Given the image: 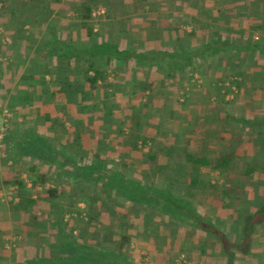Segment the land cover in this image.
<instances>
[{"label": "crops", "instance_id": "1", "mask_svg": "<svg viewBox=\"0 0 264 264\" xmlns=\"http://www.w3.org/2000/svg\"><path fill=\"white\" fill-rule=\"evenodd\" d=\"M44 1L47 9L42 7ZM27 4L17 3L16 12L37 20L31 32L33 43L24 47L18 43L15 49L36 63L16 70L17 79L14 84L7 83V98L5 103L0 102L2 110L9 109L12 130L0 141V191L18 184L14 178L20 169L22 177L23 170L35 164L47 173L54 171L52 158L44 159L45 153L52 151L79 159L84 165H95L100 158H106L112 163L108 168L113 169V161L118 164L119 157L126 153L121 147L122 139L137 135L148 141L142 148L144 154L157 147L163 148V155L170 153L160 161L159 170H164L161 181L167 169H177L183 176L189 174V169H198L192 181L178 177L175 182L178 187L192 182L197 189L191 195L202 203L197 211L224 225V231H236L244 213L264 205V52L256 49L264 47V35L257 43L251 40V32L257 24L264 26V18L250 20L249 24L254 25L248 30L240 28L241 19H235L236 23L213 18L189 21L182 18L183 10L177 4L172 12L165 2L153 3L154 18L145 22L158 26V31L146 36L144 30L136 28L140 35L129 41L130 53L143 54L147 64L130 60L122 66L98 54V66L108 73V84L98 81L93 88L84 81L81 66L74 61L60 65L56 53L63 45L78 46L80 51L86 46V34L72 19L75 13L54 0ZM194 7L191 9L195 11ZM131 20L126 22L140 25V20ZM197 25L211 27V32H196ZM120 34L110 33L93 43L106 41L124 46ZM154 61L157 66H152ZM3 115L0 113L1 126ZM11 136L15 140L11 141ZM8 154L11 160L2 162ZM188 156L210 165L192 166ZM221 156L233 160L223 171L211 167V161ZM124 159L129 170L142 167L144 179L149 178L152 162L136 166L130 156ZM64 168L75 167L65 164ZM17 197L19 203L20 192L10 198V203L14 204ZM43 198L41 209L39 205L33 208L37 223L30 220L31 210L11 211L9 203L0 199V264H86L81 258L74 261L71 257L70 248L60 239L62 233L69 234V228L63 229L55 222L56 215L45 208ZM254 240L251 256H239L234 264H264V224L257 227ZM194 246L197 258L190 264L229 263L219 252L211 253L219 249L214 241ZM160 260L161 264H171L169 259ZM133 262L145 264L137 256Z\"/></svg>", "mask_w": 264, "mask_h": 264}, {"label": "trees", "instance_id": "2", "mask_svg": "<svg viewBox=\"0 0 264 264\" xmlns=\"http://www.w3.org/2000/svg\"><path fill=\"white\" fill-rule=\"evenodd\" d=\"M23 1V0H22ZM27 5H30L33 0H24ZM123 0H54L55 4L57 5H64L66 7V10L73 11L75 15H71L72 19L77 21L79 31H83L87 36V41L85 42V47H82L80 51V48L73 47L72 45H63L62 48L59 49L58 52V58H59V64L60 65H69L71 61L75 62L76 66H81L84 70V81L89 84L91 87L95 88L98 81H102V84L104 86H107V76L108 73H106L104 70H100L97 62V55L101 54L109 60H113L116 63L118 62L122 66H127L128 63H130V60L136 61L138 65L140 64H147L146 60L143 56V54H132L130 53L129 49V41L130 37H128V30L126 29V26L129 30H131V25H129L127 21L131 20V18H127L128 16H124L125 13V2L127 0H124V3H122ZM146 1V2H145ZM157 1V2H156ZM224 1V2H223ZM261 4V6H258V4ZM12 0H0V8L5 11L6 14H9L11 12V8L16 10L17 3H11ZM44 1L42 7L45 9L48 8V3H45ZM145 2V5L150 6L154 5L155 3H167L168 4V10L174 12L171 8L175 9V5L177 4L178 8L183 10L182 18L190 20H195L196 18L201 19H216L218 21V18L226 19L228 20H235V19H243V16L245 17H251L249 14L242 13L240 11L241 9L245 8L251 9L249 5H252V8L254 10H257V17L264 16V0H215L214 2L211 0H143L142 3L139 4V6L144 7L143 3ZM222 2V3H221ZM76 4V5H74ZM102 5L106 9V13L104 18L107 19L105 21V28L102 29V31L95 32L94 31V12L97 9L98 5ZM117 5L118 7H116ZM158 7L160 5H157ZM192 6H195V11L191 9ZM116 8V9H115ZM162 8V7H161ZM260 8H262V11L260 12ZM164 9V8H162ZM13 10V11H14ZM179 11V10H178ZM169 12V11H168ZM197 16V17H196ZM255 17V18H257ZM154 18L153 16H147V18H142V20L139 21L141 27H143L141 30H144L142 33L146 36L155 35L158 31L159 27L151 25V23L145 22L146 19ZM18 24L13 27L9 24V21L6 18L3 17V15L0 16V26L4 27L6 34L10 36L13 39V46L12 48L8 49L7 47L3 46L1 44L0 39V102L5 103V99L7 98L8 89L5 88L7 83L14 84L17 79V71L20 67L29 66L31 67L36 63V61L33 60V58L28 57L25 53H21L15 49V47L18 45V43L21 46H25L28 43L31 45L33 42L31 41V32L33 26H36L37 20L31 19L30 15H25V13H19L18 14ZM219 19V21H220ZM253 21L252 18H249V20ZM112 20V21H111ZM150 20V19H149ZM187 21V20H185ZM138 23V22H137ZM254 23L249 24V28H253ZM25 26H29L31 28L30 33H26ZM123 26V29L121 30L120 27ZM169 28V27H168ZM194 28L202 32V33H209L211 32V27L208 28L204 27L202 25L194 26ZM53 33V29H50ZM104 31L106 33H104ZM115 31H121L123 33L122 39L125 40V45H117L112 44L108 42L104 43H93L95 40H102L106 36L109 35L111 32ZM143 35V36H144ZM28 38L21 39V38ZM20 39V41H19ZM31 42V43H30ZM100 42V41H99ZM260 52H264V47L258 46L256 47ZM45 60V58H44ZM46 59L45 61H47ZM151 60V59H150ZM33 64V65H32ZM45 64V65H44ZM156 61H154V64L152 66H157ZM42 66L46 67L47 63H41ZM171 76V75H170ZM1 87H3L1 89ZM79 91V89H76ZM3 104V103H2ZM2 107V106H1ZM4 107V106H3ZM2 107V108H3ZM2 108L0 109V112L3 111ZM122 139V138H121ZM122 149H125L126 153L123 154V156H130V162L136 161L137 159L143 158L145 161V164H149L150 160H152L153 164H149V172L148 175L151 177L150 184H147L146 179H136V178H130L128 175V172H131L129 170V164L124 161L123 166L125 169L120 170L118 167V164L113 161L114 168L109 169L108 166L111 165V162H108L109 159H102L100 158L98 162H96L95 165H91L90 163L87 165H84L83 163L80 164L79 159H71L67 156H64L62 153H53V151L45 155V158H49L53 160L55 165L53 166L55 169L54 171H50L47 173L46 171L39 170L38 165L35 164L31 167L25 168L23 173H26L28 177L32 180L34 185L38 184H45L48 182H51L53 184H56L55 180H52V175L56 174L57 172H60L58 170H61L60 167L65 166V164H72L75 168L73 169V176L72 178L74 180L77 179H83L85 175H89L90 173L94 174H100L104 178H96L94 181L101 182L102 188L105 192H107L108 195L113 194L116 199L120 198H127L129 201H131L134 205L138 204L140 205L139 208H134L135 211H143L145 210L148 215L149 219L153 218L154 215L158 217H162L163 220H166L172 225L177 224V226H186L187 228H190L193 230V232H190L189 235L196 239L197 235L196 232L199 231L203 234L201 237V241L203 243H211L212 241L216 242L219 249H213L211 250V253L219 252L223 257H226L229 261L228 264H234L236 258L239 256H246L250 257L251 253L253 252L255 237L257 235V227L264 224V205L260 206L258 209H254L251 212H248L242 221V224L240 225V228L236 231H224L223 228L219 227L217 225L216 220H214V223H209L208 226L211 227V230H208V227H206L207 221L205 220L204 216H202L201 213L197 211V209H194L192 203L199 202L198 200L193 201L192 199H195L196 196L189 197L188 201H183L182 199H178V197L175 196L176 193V185L175 181L178 177H185L182 174H179V171L177 169H167L163 174V178H168V183L165 181V185L163 187L158 188L155 184L160 180V175L163 172V170L160 169V161L163 158L171 156L170 153L167 155H163V148L157 147L155 149H150L147 154H144L142 151V148H144L145 144L148 141H142V138L140 136H130V139L127 140L125 138L122 139ZM143 142L142 146L140 147V143ZM130 149V153L128 150ZM56 154V155H54ZM39 158V157H37ZM162 158V159H161ZM43 160V159H41ZM125 160V159H124ZM45 161V160H44ZM201 162L198 159H195L193 156H188V163L192 166H207L210 165L207 163V161L202 160ZM232 158H228V156H221L217 161H211V167L220 169L223 171V169L229 164L231 166ZM56 165H59L56 166ZM61 165V166H60ZM120 165V164H119ZM136 165V164H135ZM120 166V167H121ZM139 166V165H136ZM141 171L145 172L142 167L140 168ZM129 170V171H127ZM198 170V169H197ZM188 170V173H190L188 178L192 179V174L197 175L198 171ZM227 172V171H226ZM18 174L14 178L17 183L20 184V176L22 174L21 169L17 172ZM56 178L62 182L60 185L56 184L57 189H50L47 191L46 194H44V198L42 195L35 201L31 198V194H27L25 191V186L20 184V194H21V201L17 203L16 208H13V210L21 211V212H27L28 210H31L32 218L30 220H33L34 223H37L38 217L36 216L35 210L33 208L37 209L39 205L45 202L46 209H51L50 212L52 214L54 213L55 222L59 224V226L63 229H67L69 227V224L63 223L64 221V214L71 212L72 208H74L75 204H69L66 202L58 201L57 198H61L62 192H64V188H70V199L75 198L79 201L87 202L88 205V211L92 210L96 202H98V199L101 200V202L105 201V196L101 195L102 191L98 193V183L89 184L86 183L81 187H76L74 185L69 186V177H66L62 174H58ZM64 178L67 182H64ZM71 178V179H72ZM194 178V177H193ZM193 180V179H192ZM163 181V182H164ZM15 184V183H14ZM62 186V187H59ZM192 188L196 187L192 184H190ZM92 187V188H91ZM89 188V189H88ZM97 192V193H96ZM68 198V197H67ZM109 197H106L108 199ZM68 198L67 200L70 201ZM66 200V199H65ZM116 201V200H115ZM197 201V202H196ZM59 202V203H58ZM192 202V203H191ZM69 204V205H66ZM98 204V203H97ZM103 207L107 209L112 210L113 208H116V203H102ZM98 206V205H97ZM96 206V207H97ZM94 209V208H93ZM139 209V210H138ZM44 210V209H43ZM45 213V211H43ZM91 217H96L92 216ZM212 218V217H211ZM152 221V219H151ZM61 223V224H60ZM143 223V221H142ZM216 223V224H215ZM221 224V223H219ZM90 225V224H89ZM221 226V225H220ZM224 226V225H223ZM107 229V231L103 232L106 233V240L105 243H102L101 247H97L95 245L92 246H83L82 244L78 243L76 239H70L68 235L64 236L62 233L60 235L61 241H64L65 244L70 248V255L71 257L75 258L74 261L77 259H80L81 262H86V264H135L133 262V257L130 255L128 250H124V247L127 245L130 247L131 245V235L129 233L122 235L119 240L116 239L113 236L112 229L109 227L103 228ZM63 231V230H62ZM196 231V232H195ZM95 232V231H94ZM92 234V235H89ZM87 233L85 235L86 242H94L93 240L97 237H100L99 234L94 233ZM96 235V236H95ZM94 238V239H92ZM200 239V238H199ZM211 242H209V241ZM97 242V241H96ZM95 244V243H94ZM186 248V247H185ZM187 249V248H186ZM206 250V249H204Z\"/></svg>", "mask_w": 264, "mask_h": 264}, {"label": "rangeland", "instance_id": "3", "mask_svg": "<svg viewBox=\"0 0 264 264\" xmlns=\"http://www.w3.org/2000/svg\"><path fill=\"white\" fill-rule=\"evenodd\" d=\"M24 1V0H23ZM211 1H215V0H211ZM217 1V0H216ZM15 2V0H12V4ZM22 2V0H17V3ZM143 0H127L125 3V13L124 16H128L127 18H131V19H135V20H142V18H146L147 16H151V7L145 5V2L143 3L144 7H140L139 4L142 3ZM157 2V1H156ZM224 2V1H223ZM122 3H124V0L122 1ZM155 3V2H153ZM222 3V2H221ZM57 4V3H56ZM259 6V1L258 3ZM116 7H118L117 5H115ZM245 8L241 9L240 11H242V13L245 14H249L251 17H243V19H241L242 24L240 26L244 27L245 29L248 28L249 30V18H255L257 17V10H254L252 8V5H249V7L251 9H247L246 6H244ZM66 8V7H65ZM157 8V7H156ZM155 8V9H156ZM11 8V12L9 14H6L5 11H3L0 8V16L3 15L4 18L7 17L9 24H16L18 22V13L16 12V10H14ZM262 11V8H260V12ZM106 13V9L100 4L98 5L97 9L94 12V29H98L99 31H102L103 28H105V21H107L106 18H104ZM31 16V15H30ZM259 18H264V16H258ZM237 20V19H236ZM236 20H233V22H235ZM112 21V20H111ZM132 21V20H131ZM219 21V18H218ZM225 21L224 19H220V22ZM237 22V21H236ZM235 22V23H236ZM214 26L216 27V25L214 24ZM256 29H254L251 33L253 34L252 36V41L254 43H257L261 36L264 35V26L257 24ZM136 28L138 29H142L143 27H141V25H137L135 23H132L131 25V30H129L126 26V29L129 31L128 37H130V40H132L135 36L140 35L139 32L137 30H135ZM120 29H123V26L120 27ZM25 31L26 33H30L31 32V28L29 26H25ZM116 32H120V36L123 37V33L121 31H115V32H111L116 33ZM104 33H106L104 31ZM110 34V33H109ZM0 39H1V44L5 47H7L8 49L12 48L13 46V39L8 36L6 34V31L4 29V27L0 26ZM111 40V39H110ZM9 92V89L7 90ZM234 93V92H233ZM2 107L0 106V109ZM9 109H3V111H1L0 113L3 115V119L4 122L2 124V126L0 125V141H3L6 134L10 133L12 130H10V126L11 123H9V119L11 118V114L9 116ZM2 123V121H1ZM5 135V136H4ZM4 136V137H3ZM15 140L14 136H11V141ZM143 141V138H142ZM253 141V139H252ZM141 145H143L141 143ZM14 150H19L16 149L15 146H13ZM23 151V150H20ZM19 151V155H21V152ZM23 153V152H22ZM31 155H33L34 153H29ZM47 154V153H45ZM23 155V154H22ZM17 156V153H16ZM12 155L5 156L2 162H9L11 160ZM124 158L123 155H121V157H119V161L118 163L121 165L122 163H124ZM15 160V159H13ZM163 160V159H162ZM144 162V159H137L136 160V165H142ZM150 162H153L152 160H150ZM59 167V165H56ZM61 166V165H60ZM123 166V164H122ZM120 167V170L125 169L124 167ZM61 170H58L60 172H57L58 174H62L66 177H69V179L67 181H69V186L74 185L76 187H81L86 183L89 184H94V183H98L99 181H94L96 178H104L102 175L100 174H94V173H90L89 175H85L83 179H71L73 176V170H65L64 166L60 167ZM129 171V170H127ZM164 171V170H163ZM129 173V172H128ZM144 172L141 171V169H137V170H132L129 173V177L130 178H136L139 180H144ZM56 174L52 175V180L56 181V184H61L62 182H60L56 176ZM190 175V173L184 177V179H190L192 181L191 178H188ZM193 177V174H192ZM182 178V177H181ZM166 180V183H168V178L166 179L165 177L163 178V181ZM64 178V182H67ZM147 184H150L151 181V177L149 176V178H146ZM158 181L155 185L158 188L163 187V185H165V181ZM101 182H99L98 185V193H100L101 191V195H103V197L105 196V203H116L117 206L116 208H113L112 210L107 209L105 207H103L101 200L98 199V202H96V204L94 205V209L92 208V210L88 211V205L87 202L84 201H79L78 199L75 198H71L70 199V188H64V192H62L61 194V198H57L58 201H62L66 202V203H73L75 204L74 208H72L71 212H68L66 214H64V217H66L68 220V222L64 221L63 223H67L69 224V238L70 239H76V241L80 244H82L83 246H92L95 245L97 247H101L102 243H105L106 240V233H103L104 231L106 232L107 229H103L106 227H109L112 229L113 232V236L119 240V238L124 235L129 233L131 235V245L129 246H125L124 250H128L130 255H132V257L134 258L135 256H137V258H139L143 263H156V264H161V260H168L171 261V264H190L191 261L194 258H197V252L198 250L195 249L197 244L203 243L201 241V237L203 236L202 233H198V231L196 232V239L191 237L189 235L190 232H193L192 229L187 228L186 226H177V224L172 225L169 222H167L166 220H163L162 217H158L156 215L153 216L152 221L151 219H149V215L148 213L143 210V211H135L134 208H139L140 205L136 204L134 205L131 201H129L127 198H120V199H116V197L113 194L108 195L107 192H105L104 189L107 188H102ZM20 184L24 185L25 191L26 193H30L32 190V194H31V198L33 200H37L42 194H46L48 190L50 189H57L56 184H53L51 182L45 183V184H38V185H34V183L32 182V180L28 177V175L25 173V175L22 177V174L20 176ZM20 184H16V185H11L8 188L5 189V191H0V199L4 202H8V206L9 209H11V211H13V208H16V205L18 203L19 198L17 197V200L15 201L14 204L10 203L11 200L10 198H14L15 193L20 192ZM176 193L175 196L178 197V199H182L183 201H188L189 197L191 196V193H193V189H197V187L192 188L190 185H186L183 186V184H181L180 187L177 186L176 182ZM62 187V186H59ZM183 187H185L183 189ZM92 188V187H91ZM89 189V188H88ZM7 190V191H6ZM30 190V191H29ZM97 193V192H96ZM190 193L189 197L187 196ZM70 199L67 200L68 198ZM106 197H109L108 199H106ZM66 199V200H65ZM116 200V201H115ZM193 201H195V199H192ZM59 203V202H58ZM98 203V204H97ZM192 203V202H191ZM66 204V205H69ZM202 203H192L194 209L198 210L199 205H201ZM6 205V203H5ZM5 205H3V209H5ZM98 205V206H97ZM97 206V207H96ZM46 207V206H45ZM139 210V209H138ZM17 211V210H15ZM20 213H22L21 211H18ZM242 213V212H241ZM23 214H27V213H23ZM247 213H244V216ZM66 215V216H65ZM92 216H96V217H91ZM243 217H240V219L238 220H242L243 221ZM32 218V216H31ZM205 220L207 221V223L205 224L206 226H208L209 223L213 222L215 219L211 218L210 216H206L204 215ZM143 221V223H142ZM61 224V223H60ZM90 224V225H89ZM216 224V223H215ZM37 225V224H36ZM217 225H219V227L221 228H225V226H223L222 224L217 223ZM221 225V226H220ZM241 225V224H240ZM95 231V232H94ZM89 233H94V234H99L100 237L97 238H92L94 239V242H86L87 240H85V235ZM92 235V234H89ZM95 235V236H96ZM200 238V239H199ZM97 241V242H96ZM209 241V240H208ZM211 242V241H209ZM95 243V244H94ZM192 246V248H191ZM187 249H186V248ZM208 250V249H207ZM210 252V251H209ZM203 253H206V250H204ZM206 257V256H205ZM199 258L202 259V256H199ZM165 264V263H164Z\"/></svg>", "mask_w": 264, "mask_h": 264}]
</instances>
